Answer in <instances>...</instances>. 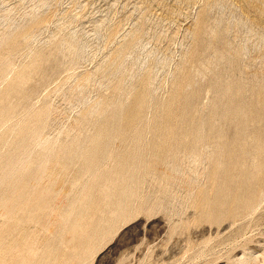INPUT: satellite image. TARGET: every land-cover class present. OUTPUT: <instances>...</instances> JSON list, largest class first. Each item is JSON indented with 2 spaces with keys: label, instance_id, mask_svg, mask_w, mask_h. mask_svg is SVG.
<instances>
[{
  "label": "rangeland",
  "instance_id": "rangeland-1",
  "mask_svg": "<svg viewBox=\"0 0 264 264\" xmlns=\"http://www.w3.org/2000/svg\"><path fill=\"white\" fill-rule=\"evenodd\" d=\"M0 264H264V0H0Z\"/></svg>",
  "mask_w": 264,
  "mask_h": 264
}]
</instances>
